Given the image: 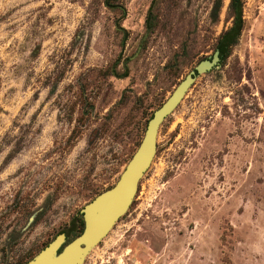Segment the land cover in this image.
Instances as JSON below:
<instances>
[{"label": "rangeland", "instance_id": "374dc122", "mask_svg": "<svg viewBox=\"0 0 264 264\" xmlns=\"http://www.w3.org/2000/svg\"><path fill=\"white\" fill-rule=\"evenodd\" d=\"M242 1L230 54L163 121L131 203L80 264H264V0ZM228 4L0 0V264L77 236L213 53Z\"/></svg>", "mask_w": 264, "mask_h": 264}, {"label": "water", "instance_id": "95a60500", "mask_svg": "<svg viewBox=\"0 0 264 264\" xmlns=\"http://www.w3.org/2000/svg\"><path fill=\"white\" fill-rule=\"evenodd\" d=\"M219 50L196 64L175 86L170 95L153 112L144 136L118 179L109 189L96 195L82 208L83 230L69 242L57 235L25 264H80L84 256L106 235L115 221L126 211L137 184L148 168L156 149L159 127L183 99L187 90L202 74L220 61Z\"/></svg>", "mask_w": 264, "mask_h": 264}, {"label": "trees", "instance_id": "16d2710c", "mask_svg": "<svg viewBox=\"0 0 264 264\" xmlns=\"http://www.w3.org/2000/svg\"><path fill=\"white\" fill-rule=\"evenodd\" d=\"M112 7L122 8L120 4H110ZM220 8L219 1H216L212 7L211 14L213 17H217L218 11ZM228 11L232 17L231 25L219 34L214 51L219 50L220 62L224 61L227 56L230 54L232 46L237 42L238 36L244 25L243 19V1L242 0H229ZM213 51V52H214ZM203 60V59H202ZM83 230V221L76 235L80 234Z\"/></svg>", "mask_w": 264, "mask_h": 264}, {"label": "flooded vegetation", "instance_id": "af4514ba", "mask_svg": "<svg viewBox=\"0 0 264 264\" xmlns=\"http://www.w3.org/2000/svg\"><path fill=\"white\" fill-rule=\"evenodd\" d=\"M29 261V260H28ZM25 264V263H24Z\"/></svg>", "mask_w": 264, "mask_h": 264}]
</instances>
